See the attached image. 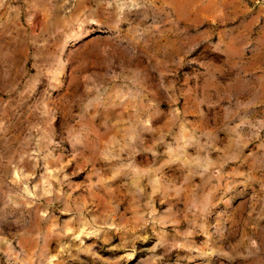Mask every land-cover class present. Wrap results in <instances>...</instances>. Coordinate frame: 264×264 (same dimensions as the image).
<instances>
[{"label":"rangeland","instance_id":"1","mask_svg":"<svg viewBox=\"0 0 264 264\" xmlns=\"http://www.w3.org/2000/svg\"><path fill=\"white\" fill-rule=\"evenodd\" d=\"M42 3L0 0V264H264V0Z\"/></svg>","mask_w":264,"mask_h":264},{"label":"crops","instance_id":"2","mask_svg":"<svg viewBox=\"0 0 264 264\" xmlns=\"http://www.w3.org/2000/svg\"><path fill=\"white\" fill-rule=\"evenodd\" d=\"M38 1H40L41 5L43 4L42 3L43 0H18V3L20 7H27V9H30V8H33L35 6V3H37ZM50 5L51 4L48 3L45 6L49 8ZM16 7H18V5Z\"/></svg>","mask_w":264,"mask_h":264}]
</instances>
